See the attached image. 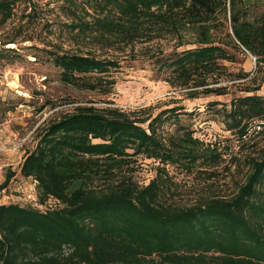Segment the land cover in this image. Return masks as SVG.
I'll list each match as a JSON object with an SVG mask.
<instances>
[{
  "label": "trees",
  "instance_id": "1",
  "mask_svg": "<svg viewBox=\"0 0 264 264\" xmlns=\"http://www.w3.org/2000/svg\"><path fill=\"white\" fill-rule=\"evenodd\" d=\"M14 4L0 0V28ZM68 18L71 39L86 46L38 49L63 85L108 96L120 68L108 53L131 60L140 53L189 98L234 95L221 122L240 148L256 132L264 137V98L256 94L264 82V0H82ZM246 54L254 73L228 72L224 63ZM87 103L46 123L26 152L18 174L35 184L44 209L0 204V264H264V151L241 157L182 125L165 131L178 121L175 108L152 116ZM139 158L157 164L147 184L135 180ZM225 162L229 172L245 170L231 195L176 199L169 168L209 186ZM49 200L57 205L47 207Z\"/></svg>",
  "mask_w": 264,
  "mask_h": 264
},
{
  "label": "rangeland",
  "instance_id": "2",
  "mask_svg": "<svg viewBox=\"0 0 264 264\" xmlns=\"http://www.w3.org/2000/svg\"><path fill=\"white\" fill-rule=\"evenodd\" d=\"M29 1L15 0L12 18L0 28V43L14 38L18 49L12 52L6 47L0 48V70L6 74L8 82L0 87V185L7 174L15 173L8 186L0 190V204L44 209L37 204V191L33 182L19 176V166L26 152L35 148L37 133L46 123L87 102H93L95 107L110 105L126 112L147 109V114L152 116L175 108L178 109L176 113H179L178 121L171 119L166 122L162 128L165 131L173 132L177 125H182L205 143L216 144L222 151L241 157L252 150L264 151V137L256 134L258 132L252 135L248 144L240 148L236 138L225 130L221 122L222 109L228 106L234 95L189 98L186 90L171 88L152 62L138 57L140 53H137L136 60L128 58L125 55L127 53L120 54L124 56L108 53L117 56L120 61L119 70L113 74L114 89L108 96L63 85L59 81V70L38 49L73 52L86 46L87 42L76 44L77 41L71 39L67 28L70 22L68 11L82 0ZM139 49L140 46H137L135 51L139 52ZM36 55L38 58H35ZM224 65L230 73L242 69L251 76L255 71L253 57L248 54L237 56L236 64ZM18 91L25 96L18 95ZM256 94L264 98V82ZM107 101L111 104H106ZM212 102L219 104L211 106ZM225 159L228 160L227 156ZM138 163L135 180L139 184H147L154 177L157 164L142 158H139ZM227 164L225 162L218 168L219 179L212 181L213 184L209 186L204 185L197 176H186L169 168L173 181L178 185L176 199L187 202L209 194L223 197L231 195L235 187L233 180L240 179L245 170L243 168V172L232 173L233 169L230 172L226 170ZM56 205L54 200L47 202V207Z\"/></svg>",
  "mask_w": 264,
  "mask_h": 264
},
{
  "label": "built area",
  "instance_id": "3",
  "mask_svg": "<svg viewBox=\"0 0 264 264\" xmlns=\"http://www.w3.org/2000/svg\"><path fill=\"white\" fill-rule=\"evenodd\" d=\"M6 48L9 49V50H11V51H13V50H16V45L10 44V45H7ZM6 77H7L6 74H4V72H2L0 70V87L3 86V85H7L8 84ZM17 93L20 96H25L24 93H21L20 92L21 93L20 94L19 91Z\"/></svg>",
  "mask_w": 264,
  "mask_h": 264
},
{
  "label": "water",
  "instance_id": "4",
  "mask_svg": "<svg viewBox=\"0 0 264 264\" xmlns=\"http://www.w3.org/2000/svg\"><path fill=\"white\" fill-rule=\"evenodd\" d=\"M253 61L255 62V59L253 58Z\"/></svg>",
  "mask_w": 264,
  "mask_h": 264
},
{
  "label": "crops",
  "instance_id": "5",
  "mask_svg": "<svg viewBox=\"0 0 264 264\" xmlns=\"http://www.w3.org/2000/svg\"><path fill=\"white\" fill-rule=\"evenodd\" d=\"M34 184V183H33ZM35 185V184H34Z\"/></svg>",
  "mask_w": 264,
  "mask_h": 264
}]
</instances>
